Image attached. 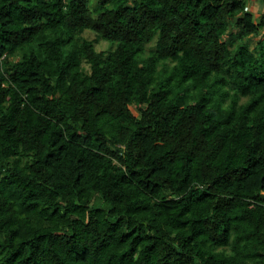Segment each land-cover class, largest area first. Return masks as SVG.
<instances>
[{
  "label": "trees",
  "instance_id": "1",
  "mask_svg": "<svg viewBox=\"0 0 264 264\" xmlns=\"http://www.w3.org/2000/svg\"><path fill=\"white\" fill-rule=\"evenodd\" d=\"M247 4L0 0V264H264Z\"/></svg>",
  "mask_w": 264,
  "mask_h": 264
},
{
  "label": "rangeland",
  "instance_id": "2",
  "mask_svg": "<svg viewBox=\"0 0 264 264\" xmlns=\"http://www.w3.org/2000/svg\"><path fill=\"white\" fill-rule=\"evenodd\" d=\"M247 2H248L247 10L253 12L255 15V20L257 22H260V20L264 18V3L259 0H247ZM84 36L91 40H96L98 37L96 33L92 30H87L84 33ZM95 46L98 51H102V50L109 51L112 48V45L108 41L101 39H97ZM245 100L246 98H242L241 102H244ZM132 109L134 110V112H136L134 107Z\"/></svg>",
  "mask_w": 264,
  "mask_h": 264
},
{
  "label": "built area",
  "instance_id": "3",
  "mask_svg": "<svg viewBox=\"0 0 264 264\" xmlns=\"http://www.w3.org/2000/svg\"><path fill=\"white\" fill-rule=\"evenodd\" d=\"M246 9H248V8H246Z\"/></svg>",
  "mask_w": 264,
  "mask_h": 264
}]
</instances>
